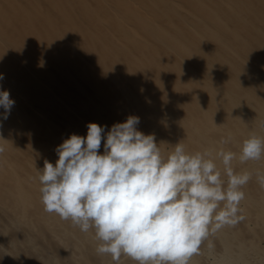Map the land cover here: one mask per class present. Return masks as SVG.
I'll use <instances>...</instances> for the list:
<instances>
[{"label": "bare ground", "instance_id": "bare-ground-1", "mask_svg": "<svg viewBox=\"0 0 264 264\" xmlns=\"http://www.w3.org/2000/svg\"><path fill=\"white\" fill-rule=\"evenodd\" d=\"M0 74L15 102L7 119L0 108V264H115L95 229L44 211L39 176L72 134L129 116L164 157L179 142L207 152L225 187L221 149L252 173L243 218L210 225L189 264H264V155L240 161L264 137V0H0Z\"/></svg>", "mask_w": 264, "mask_h": 264}, {"label": "clouds", "instance_id": "clouds-1", "mask_svg": "<svg viewBox=\"0 0 264 264\" xmlns=\"http://www.w3.org/2000/svg\"><path fill=\"white\" fill-rule=\"evenodd\" d=\"M14 103L7 90L0 91L4 119ZM139 123L129 116L106 135V126L89 123L86 137L72 134L64 140L56 148L55 165L45 161L40 171L44 211L71 220L83 232L95 229L102 241L98 254L111 256L115 264L122 255L138 264H189L210 225L216 231L243 218L238 216L242 188L252 173H236L231 166L235 154L221 149L217 156L228 177L225 187L207 152L188 154L179 142L164 157L155 137L138 130ZM102 139L104 153L99 154ZM262 155L264 137L253 134L243 141L242 163ZM255 175L264 188V173Z\"/></svg>", "mask_w": 264, "mask_h": 264}, {"label": "rangeland", "instance_id": "rangeland-1", "mask_svg": "<svg viewBox=\"0 0 264 264\" xmlns=\"http://www.w3.org/2000/svg\"><path fill=\"white\" fill-rule=\"evenodd\" d=\"M210 253V251H209V248L208 247H206L205 248V250H204V254H201V255H199L200 256V259L202 260V261H204V257H205V262L206 261H208V260H211L212 258V255H211V253ZM207 257H208V260H207Z\"/></svg>", "mask_w": 264, "mask_h": 264}]
</instances>
